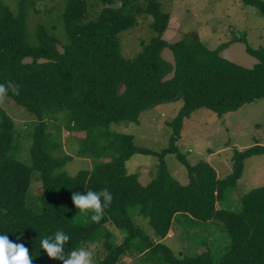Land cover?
<instances>
[{
	"label": "trees",
	"instance_id": "obj_1",
	"mask_svg": "<svg viewBox=\"0 0 264 264\" xmlns=\"http://www.w3.org/2000/svg\"><path fill=\"white\" fill-rule=\"evenodd\" d=\"M96 18L87 19L89 0H65L62 13L68 42L62 44L41 24L33 43L25 36V10L21 4L17 14L0 0V84L8 81L19 87V94L9 91L17 105L25 108L38 123L35 126L30 153L32 163L26 165L11 154L14 122L0 106V235L7 234L14 243L24 244L33 257V264H63L51 259L41 248V240L63 230L71 237L65 255L85 244L95 230L105 223L124 233L120 243L109 241V233L100 243L104 249L100 264H117L123 255H138L143 264H264V184L250 189L239 198L238 210L219 208L228 188L242 177L245 159L264 154L258 142L243 149L232 150L231 171L224 177L207 161L191 164L177 146L183 119L200 108L218 115L234 111L246 103L264 98V46L248 51L260 59L253 69H244L217 56L218 50L205 47L199 39L184 37L169 44L162 38L169 14L157 0H146L142 10L152 16L154 32L133 58H125L120 50L118 34L136 22L130 0H101ZM258 9L264 17L263 0H240ZM130 5V6H129ZM64 48L59 53L56 43ZM169 46L175 56V76L161 82L171 65L160 58L163 47ZM34 61L23 64L22 58ZM45 57L50 62L37 63ZM120 83L125 84L121 95ZM181 98L182 105L170 126L168 145L160 151L139 147L123 137L125 150L113 160L80 170L70 176L62 167L70 159L55 157L50 149L58 147L51 141L44 117L67 111L89 134L108 129L111 123H136L139 113L156 103ZM133 153L156 156L159 170L156 178L142 184L128 173L125 162ZM174 154L184 166L187 182L171 177L165 156ZM39 175L41 211L27 204L28 188L33 172ZM107 188L113 195L109 208L99 222L83 225L74 222L80 210L72 200L74 193L100 191ZM137 205L138 214L146 217L153 237L146 234L128 215V208ZM185 218L195 222L220 221L229 237L228 248L215 261L201 240L193 255L177 257L163 242L172 224ZM156 240V241H155Z\"/></svg>",
	"mask_w": 264,
	"mask_h": 264
},
{
	"label": "rangeland",
	"instance_id": "obj_2",
	"mask_svg": "<svg viewBox=\"0 0 264 264\" xmlns=\"http://www.w3.org/2000/svg\"><path fill=\"white\" fill-rule=\"evenodd\" d=\"M163 11L169 14L168 25L162 38L169 44L184 37L199 41L209 49H216L234 37H244L247 46L255 50L264 46V17L258 9L245 5L240 0H157ZM264 1V0H263ZM17 14L21 4L25 10V36L28 42L36 39L37 26L43 25L49 33L55 35L62 44L68 42L64 29L62 13L65 0H1ZM116 0L114 6L121 5ZM131 11L141 8L135 14L134 26L120 32V50L125 58H133L153 36L150 27L152 16L143 12L146 0H130ZM102 6L101 0H89L87 19H94ZM182 105L181 98L156 103L139 113L138 121L111 123L108 129L98 128L89 134L73 119L69 120L67 111H60L44 117L46 130L51 141L58 147L50 149L55 157L70 156L62 167L70 176L80 170H91L95 165L113 160L126 147L123 137H130L132 144L160 151L168 145L172 132L170 123ZM0 106L14 122V141L10 154L20 162L31 165L30 146L38 120L10 97ZM177 146L186 159L194 164L207 161L222 178L231 171V156L234 148L243 149L258 142L264 144V98L246 103L238 109L218 115L208 109L200 108L183 119ZM165 164L172 178L181 184L187 182L184 166L174 154L165 156ZM128 173L134 174L142 184L156 178L159 160L156 156L133 153L125 162ZM33 180L28 188L26 201L35 212L41 211L39 200V175L32 173ZM264 184V154L251 156L244 161L242 177L237 184L228 188L224 199L217 203L219 208L238 210L239 198L250 189ZM137 205L128 208V215L143 231L153 237L148 219L138 214ZM91 211H79L73 220L79 224L94 222ZM109 241L120 243L124 233L113 224L99 226L90 239L81 247L90 243L97 245L95 264H100L104 249L101 242L105 232ZM155 239V238H154ZM205 240L212 257L217 261L229 246V237L225 226L216 220L195 222L180 218L172 224L167 236L159 241L166 244L177 257L193 255L198 243ZM156 241V240H155ZM78 248V249H79ZM117 264H143L138 255H123Z\"/></svg>",
	"mask_w": 264,
	"mask_h": 264
},
{
	"label": "clouds",
	"instance_id": "obj_3",
	"mask_svg": "<svg viewBox=\"0 0 264 264\" xmlns=\"http://www.w3.org/2000/svg\"><path fill=\"white\" fill-rule=\"evenodd\" d=\"M9 91L19 94V87L12 81L0 84V104H3ZM72 200L81 212L91 211V219L99 222L104 215V210L109 208L113 201V195L107 188L100 191H87L86 195L74 193ZM71 237L63 230L55 232L54 236L45 237L41 240V248L44 249L51 259L63 261V264H95V252L97 245L90 243L87 248L74 249L65 255V245ZM0 264H33V257L29 249L20 243H14L5 233L0 235Z\"/></svg>",
	"mask_w": 264,
	"mask_h": 264
},
{
	"label": "water",
	"instance_id": "obj_4",
	"mask_svg": "<svg viewBox=\"0 0 264 264\" xmlns=\"http://www.w3.org/2000/svg\"><path fill=\"white\" fill-rule=\"evenodd\" d=\"M56 48L59 53L64 52V48L60 43H56ZM217 56L220 59H224L231 64L242 67L244 69H253L255 65L260 63V59L248 51V46L245 41L234 40L228 43L225 47L221 48L217 52ZM160 58L171 65V70L168 71L162 78L161 82L171 80L175 76L177 64L174 53L169 46H165L160 51ZM34 61L33 57L28 55L22 58L23 64H30ZM51 59L45 57H39L36 59L37 63L50 62ZM125 90V84L120 83L117 87L118 95H121Z\"/></svg>",
	"mask_w": 264,
	"mask_h": 264
}]
</instances>
